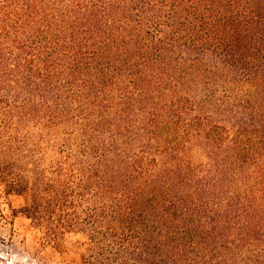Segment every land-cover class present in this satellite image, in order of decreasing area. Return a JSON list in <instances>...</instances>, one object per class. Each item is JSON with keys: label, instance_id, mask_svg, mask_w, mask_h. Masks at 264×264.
I'll use <instances>...</instances> for the list:
<instances>
[{"label": "trees", "instance_id": "1", "mask_svg": "<svg viewBox=\"0 0 264 264\" xmlns=\"http://www.w3.org/2000/svg\"><path fill=\"white\" fill-rule=\"evenodd\" d=\"M0 186L83 264H264V0H0Z\"/></svg>", "mask_w": 264, "mask_h": 264}, {"label": "rangeland", "instance_id": "2", "mask_svg": "<svg viewBox=\"0 0 264 264\" xmlns=\"http://www.w3.org/2000/svg\"><path fill=\"white\" fill-rule=\"evenodd\" d=\"M23 203V197L0 186V264H83L89 237L66 232L57 247L48 244L41 230L13 211Z\"/></svg>", "mask_w": 264, "mask_h": 264}]
</instances>
